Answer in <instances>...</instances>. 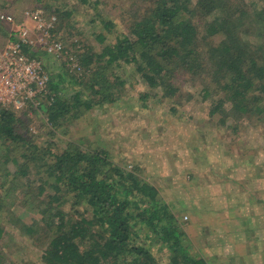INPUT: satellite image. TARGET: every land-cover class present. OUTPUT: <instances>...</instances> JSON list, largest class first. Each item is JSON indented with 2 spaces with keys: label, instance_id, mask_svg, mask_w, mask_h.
<instances>
[{
  "label": "trees",
  "instance_id": "trees-1",
  "mask_svg": "<svg viewBox=\"0 0 264 264\" xmlns=\"http://www.w3.org/2000/svg\"><path fill=\"white\" fill-rule=\"evenodd\" d=\"M16 1L9 0L12 4ZM255 5L258 8L246 0H154L128 30L112 19H103V29L113 33L114 40L108 42L107 34L99 32L101 50L89 47L82 52H72L65 45L56 16L53 36L61 39L67 53L79 61L81 69H74L77 76L69 79L82 88L61 97L59 92L68 77L59 74V79H53L51 71L52 99L40 107L58 128L95 105L113 103L125 83L113 69L129 63L150 89H160L153 97L161 94L176 101L182 75L192 80L202 77L206 84L202 97L212 98L211 115H229L225 110L229 103L232 112L264 117L263 97H250L255 91L264 96V0H257ZM36 7L44 9L40 5L30 8ZM3 12L7 11L0 14ZM51 15L46 13L48 18ZM27 50L40 58L41 51ZM63 57L70 64L69 56ZM17 123L13 111L0 107V138L6 144L31 146L26 131ZM38 156L35 165L41 167L44 176L38 192L44 194L47 185L53 189L40 209V222L50 235L41 253L43 264H159L149 239L161 249L167 247L171 264H207L194 252L186 230L159 189L142 179L136 169L115 163L103 149L87 151L74 141L61 152L47 148L44 156L43 152ZM13 160L18 164V158ZM17 172L15 175L28 174V164L20 163ZM64 193H73V209L85 202V211L71 215L64 210ZM34 221L32 218L24 225L25 233L33 236L37 235Z\"/></svg>",
  "mask_w": 264,
  "mask_h": 264
},
{
  "label": "rangeland",
  "instance_id": "rangeland-1",
  "mask_svg": "<svg viewBox=\"0 0 264 264\" xmlns=\"http://www.w3.org/2000/svg\"><path fill=\"white\" fill-rule=\"evenodd\" d=\"M153 1L91 0L84 4L80 0H17L12 4L0 0V11L13 13L16 21L22 22L25 8L43 6L46 13L58 16L59 33L72 52L89 47L99 51V32L107 34L108 42L114 40L113 33L103 29V19H112L128 30ZM246 1L258 8L257 0ZM29 25L33 23L29 21ZM9 30V25L0 23L1 47L8 42ZM65 49L68 52L66 46ZM35 50L41 51L40 59L49 73L54 71L53 79H59V74L68 77L62 85L64 90L59 92L61 97H69L75 89L82 88L69 79L77 73L64 57L43 54L40 48ZM113 72L125 82L117 101L95 105L58 128H54L40 107L46 99L38 108L29 105L10 109L32 145L6 144L0 138V264H43L41 253L50 235L40 222V209L53 189L47 185L45 193L39 194L44 176L35 162L40 160L39 152L43 156L47 148L61 152L71 141L87 151L103 149L115 163L128 170L136 169L142 179L159 189L189 238L193 230L199 232L205 215L244 211L248 209L247 198L264 200V117L252 112H232L229 103L225 104L229 115H211L212 98L202 97L206 85L202 77L192 80L182 75L178 79L180 95L172 101L161 94L153 97L160 89H150L133 64L121 63ZM260 94L261 91H255L250 97L255 100L254 96H261L264 100ZM46 159L50 161L51 157ZM20 163L28 164V174L15 175ZM63 197L62 208L71 215L85 211V202L75 210L72 208L73 193H64ZM32 218L36 219L34 236L24 231V225ZM148 241L159 264H171L167 247L161 249L159 244Z\"/></svg>",
  "mask_w": 264,
  "mask_h": 264
},
{
  "label": "built area",
  "instance_id": "built-area-1",
  "mask_svg": "<svg viewBox=\"0 0 264 264\" xmlns=\"http://www.w3.org/2000/svg\"><path fill=\"white\" fill-rule=\"evenodd\" d=\"M0 20L10 26L8 42L0 46V107H39L43 99H52L49 98L51 77L42 60L27 49L40 48L56 57L68 54L63 41L53 36L57 18L54 14L48 18L43 8L36 7L23 11L22 22L7 12L0 14ZM68 56L73 69H81L79 61Z\"/></svg>",
  "mask_w": 264,
  "mask_h": 264
},
{
  "label": "crops",
  "instance_id": "crops-1",
  "mask_svg": "<svg viewBox=\"0 0 264 264\" xmlns=\"http://www.w3.org/2000/svg\"><path fill=\"white\" fill-rule=\"evenodd\" d=\"M247 199L248 209L207 214L192 231L195 253L207 264H264V200Z\"/></svg>",
  "mask_w": 264,
  "mask_h": 264
}]
</instances>
